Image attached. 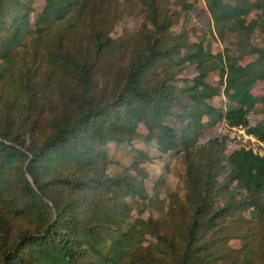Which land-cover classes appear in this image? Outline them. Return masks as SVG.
<instances>
[{
    "label": "trees",
    "instance_id": "16d2710c",
    "mask_svg": "<svg viewBox=\"0 0 264 264\" xmlns=\"http://www.w3.org/2000/svg\"><path fill=\"white\" fill-rule=\"evenodd\" d=\"M138 1L140 29L113 37L118 0H45L35 21L30 0H0V264H264V157L227 152L233 127L264 141V0H203L209 33L233 37L217 53ZM138 138L183 156V198L162 176L148 193L144 150L108 173V143Z\"/></svg>",
    "mask_w": 264,
    "mask_h": 264
},
{
    "label": "rangeland",
    "instance_id": "374dc122",
    "mask_svg": "<svg viewBox=\"0 0 264 264\" xmlns=\"http://www.w3.org/2000/svg\"><path fill=\"white\" fill-rule=\"evenodd\" d=\"M34 12L32 13V21H35L37 18V13L42 9L45 0H30ZM121 7L126 9L127 14L123 17L118 25H116L112 31V36L116 37L124 33H134L140 29L142 23L144 22L143 14L141 13V4L138 0H118ZM166 4L171 13L172 17L176 19L173 29L179 31L185 29L188 31L189 38L194 39L195 35H199L203 38L205 45H210L211 51L214 53L222 52V50L229 46L230 42L233 40L231 35H226L223 40L212 36L209 33V27L212 24L208 11L205 7L203 0H185L186 3L191 4L190 9H183L175 3V0H162ZM212 27V26H211ZM255 41L258 40L254 38ZM252 57H247L242 62L245 63L251 60ZM196 74V70L190 66L186 68L180 75L185 77H191ZM206 81L209 84H216L214 77H207ZM252 92L255 95L264 94V80L258 81L252 88ZM211 104L215 106L222 107L226 103L225 97L220 94L217 97L213 98L210 101ZM257 109H260V104H257ZM261 115L258 112H252L250 114V120L257 121ZM228 131V130H227ZM231 130H229L230 133ZM139 132L144 133L146 129L143 125L139 126ZM223 133H226V129L222 126L213 128L205 132L204 136L201 138V141H206L207 139L214 136H221ZM233 133V132H231ZM232 141V140H231ZM238 141L234 140L228 144L227 152L229 153L234 148H237ZM108 155L113 163L108 168V173L110 175L117 174L122 170L123 167L129 165L133 158L136 157L137 150H144L149 159L145 160L142 166L147 170L149 178L147 179V189L149 194H153V182L157 177L162 176L165 179L160 185V195L164 196L166 192L177 191L180 196L183 198L186 192L184 184V173H185V164L183 156H178L175 153H159L154 143L146 144L142 139H134L132 142L128 143H119L116 141L109 142L107 145ZM225 172L220 176V179H223ZM241 214L249 219V222L246 225L252 227L255 232L258 233L257 242L261 244V234L263 232L262 225L257 220H250L251 213L250 210L242 211ZM157 217V213L154 210H146L143 214V217ZM230 246L237 248L242 245L241 239H231L229 241Z\"/></svg>",
    "mask_w": 264,
    "mask_h": 264
},
{
    "label": "built area",
    "instance_id": "2783aa9c",
    "mask_svg": "<svg viewBox=\"0 0 264 264\" xmlns=\"http://www.w3.org/2000/svg\"><path fill=\"white\" fill-rule=\"evenodd\" d=\"M232 137L238 141L237 148H244L250 150L253 154L264 157V141L260 140L254 135L246 133L241 127H233Z\"/></svg>",
    "mask_w": 264,
    "mask_h": 264
}]
</instances>
